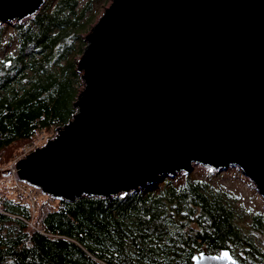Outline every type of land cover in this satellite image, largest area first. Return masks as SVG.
I'll return each instance as SVG.
<instances>
[{"label":"water","instance_id":"water-1","mask_svg":"<svg viewBox=\"0 0 264 264\" xmlns=\"http://www.w3.org/2000/svg\"><path fill=\"white\" fill-rule=\"evenodd\" d=\"M46 1L0 0V22ZM84 40L75 114L16 163L20 181L74 202L236 165L264 195V0H112Z\"/></svg>","mask_w":264,"mask_h":264},{"label":"trees","instance_id":"trees-1","mask_svg":"<svg viewBox=\"0 0 264 264\" xmlns=\"http://www.w3.org/2000/svg\"><path fill=\"white\" fill-rule=\"evenodd\" d=\"M94 2L47 0L8 35L0 29V52L11 49L0 58V167L15 144L73 118ZM238 202L211 173L191 172L111 198L49 196L34 210L0 196V264H193L203 250L264 264V216Z\"/></svg>","mask_w":264,"mask_h":264},{"label":"rangeland","instance_id":"rangeland-1","mask_svg":"<svg viewBox=\"0 0 264 264\" xmlns=\"http://www.w3.org/2000/svg\"><path fill=\"white\" fill-rule=\"evenodd\" d=\"M89 0H79V4L83 6ZM112 0H95L92 23L93 26L105 9L111 4ZM38 13V12H37ZM35 13V14H37ZM31 15L22 20H13L5 23L0 22V29L3 35H8L12 32L16 24H22L28 19L33 18ZM91 26V27H92ZM11 50V49H10ZM10 50L5 49L0 52V58H4ZM80 56L76 57V61ZM81 74L80 72H78ZM82 90V89H81ZM57 131L52 130L36 135L34 140L29 142H19L11 147L6 153V161L0 167V196L14 199L23 203H28L35 209V204L46 200L47 195H44L37 187L31 186L23 181H20L16 176V163L25 158L26 155L34 151L38 147H42L49 139L56 135ZM182 171L180 174H186ZM191 173L198 176H204L207 173L212 174L213 182L216 186L224 188L238 198V203L250 213H262L264 216V195L257 189L255 184L244 174L242 169L236 165H231L228 168H214L207 165L195 164ZM188 174V173H187ZM56 199V198H53ZM264 222V219H263ZM256 242L261 249H264V233L255 232Z\"/></svg>","mask_w":264,"mask_h":264},{"label":"flooded vegetation","instance_id":"flooded-vegetation-1","mask_svg":"<svg viewBox=\"0 0 264 264\" xmlns=\"http://www.w3.org/2000/svg\"><path fill=\"white\" fill-rule=\"evenodd\" d=\"M201 253H208V254H210V253L207 252L206 250H203V251L197 252L196 255H200ZM196 255H195V256H196ZM193 259H194V257H193ZM192 262H193V264H195V263H194V260H193Z\"/></svg>","mask_w":264,"mask_h":264}]
</instances>
